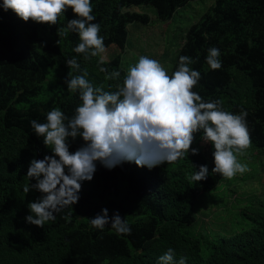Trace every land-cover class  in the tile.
Masks as SVG:
<instances>
[{"label":"trees","instance_id":"1","mask_svg":"<svg viewBox=\"0 0 264 264\" xmlns=\"http://www.w3.org/2000/svg\"><path fill=\"white\" fill-rule=\"evenodd\" d=\"M193 0H90L104 46L123 47L128 24L147 22L146 15L126 11L131 5H151L160 20H168L176 9ZM3 0H0L2 5ZM71 9L55 25L25 22L0 7V264H160L169 248L172 264H264V205L257 209L248 227L221 238H196L184 232L195 219L193 204L215 189L222 176L212 172L213 148L199 147L202 131L195 134L191 151L173 163L149 169L125 161L111 169L96 162L90 181L81 182L79 200L55 213L43 228L27 223L28 204L41 197L32 190L26 175L30 161L52 155L31 127L45 123L47 113L58 108L71 118L81 104L79 91L67 90L65 79L83 76L93 88L114 93L127 75L119 56L102 61L73 49L78 33L64 29L75 19ZM220 50L222 67L212 70L206 63L210 48ZM188 56L189 67L201 73L192 91L204 102L220 101L221 110L247 113L251 146L264 151V0H215L201 19L190 27L170 76ZM75 57L79 69L66 60ZM62 73L59 82L47 81L52 69ZM106 72H101L100 68ZM115 79H106L112 72ZM69 151L84 145L79 136L68 139ZM207 165L209 175L195 182L192 176ZM67 172V170H66ZM107 209L109 224L101 230L90 219ZM118 213L131 227L119 234L111 227Z\"/></svg>","mask_w":264,"mask_h":264},{"label":"clouds","instance_id":"2","mask_svg":"<svg viewBox=\"0 0 264 264\" xmlns=\"http://www.w3.org/2000/svg\"><path fill=\"white\" fill-rule=\"evenodd\" d=\"M4 11L11 10L21 20L55 25L61 15L71 9L75 19L69 20L65 33H78L80 42L73 49L92 57L106 51L99 35L100 25L92 14L90 0H3ZM217 48H210L206 63L212 70L222 67ZM193 61L181 56L178 69L171 74L154 59L141 56L130 67L118 91L105 92L93 88L83 76L65 79L67 90L80 93L81 104L69 118L55 108L47 113L46 122L32 120L31 127L52 155L42 160L33 159L27 170L30 180L36 183L24 188L42 195L28 204L27 223L43 228L47 221L55 220V213L79 200L81 182L90 181L96 171V162L111 169L125 161H134L138 167L151 169L160 164L173 163L188 154H198L191 148L195 134L202 131L203 143L213 148L212 172L226 179L248 171L238 160L251 146L246 123V112L233 114L221 110L220 101L204 102L192 91L201 73L189 67ZM68 68L78 70L75 57L66 60ZM106 72L105 68H100ZM120 72H112L106 79H115ZM82 138L84 145L69 151L68 139ZM67 169V172H65ZM209 175L207 165H202L192 176L195 182ZM93 227L103 229L109 224L107 209L90 219ZM111 227L119 234H131V227L115 213ZM174 250L169 248L160 264H172ZM179 264H184L181 258Z\"/></svg>","mask_w":264,"mask_h":264},{"label":"rangeland","instance_id":"3","mask_svg":"<svg viewBox=\"0 0 264 264\" xmlns=\"http://www.w3.org/2000/svg\"><path fill=\"white\" fill-rule=\"evenodd\" d=\"M215 0H193L176 9L168 20H160L151 5H131L130 13L146 15L147 22L127 25V38L123 47L111 44L96 58L110 61L119 56L120 68L128 73L141 56L157 60L170 74L176 56L186 41L190 27L214 5ZM47 78L49 83L59 82L61 72L54 67ZM199 147L207 145L200 142ZM248 171L237 173L232 179L222 178L218 186L200 195L193 204L195 221L184 232L196 238H221L233 235L248 227L257 209L264 205V151L250 147L238 155ZM67 169H65L66 172Z\"/></svg>","mask_w":264,"mask_h":264}]
</instances>
